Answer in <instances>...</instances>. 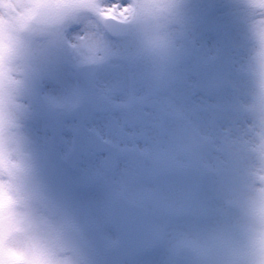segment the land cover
I'll return each mask as SVG.
<instances>
[{"label":"flooded vegetation","instance_id":"1","mask_svg":"<svg viewBox=\"0 0 264 264\" xmlns=\"http://www.w3.org/2000/svg\"><path fill=\"white\" fill-rule=\"evenodd\" d=\"M252 21V10L245 0H188L174 27L176 47L167 60L147 55L131 29L90 15L67 25L59 40L40 50L36 71L25 89V131L44 183L53 197L73 211L91 255L97 257L98 249L116 240L112 238L116 233L110 227L109 215L112 202L119 196L145 209L157 237L153 248L160 244L161 231L157 223L153 221L152 226L151 222V218L160 219L162 225L163 196L160 190L156 192L160 186L155 183L153 187L157 188L151 190V181L142 179L114 181L111 177L120 147L127 148L125 172L132 176L136 165L133 162L141 163L145 156L136 148L138 144L154 155L151 164L157 170L186 168L191 177L193 169L205 173L207 166H230L221 151L223 139L218 135L223 134L222 128L232 126L231 119L234 124L242 123V118L246 121L240 106L252 94L250 68L243 67V60L249 57H227L209 49L213 43H221L220 27L233 22L252 25ZM84 63L91 64L94 91L107 99L110 110L98 112L90 107V91L80 69ZM77 89L83 90L78 99V92L72 95ZM63 92H69L68 99L63 100ZM216 106L217 116L210 113ZM76 107L87 108L83 125L108 139L111 149L106 153L88 152L75 166H69L65 164V147L71 146L73 132L79 126L74 116ZM211 115L215 121L212 132L218 136L216 143L210 142L207 132ZM83 134L89 138L88 132ZM106 155L109 163L105 170L92 164ZM98 176L102 177L100 183ZM76 188H81L82 195L73 194ZM184 198L189 199V204L194 202V197ZM177 209L183 212L180 206L172 208ZM105 230L108 236L99 239V231ZM135 256L117 261L107 256L103 260L106 264H123Z\"/></svg>","mask_w":264,"mask_h":264},{"label":"clouds","instance_id":"2","mask_svg":"<svg viewBox=\"0 0 264 264\" xmlns=\"http://www.w3.org/2000/svg\"><path fill=\"white\" fill-rule=\"evenodd\" d=\"M252 10V94L246 124L225 134L232 171L223 195L227 217L191 247L197 264H264V0ZM188 0H0V264H92L73 211L44 183L25 131V89L42 48L90 15L131 29L143 51L174 53V27Z\"/></svg>","mask_w":264,"mask_h":264},{"label":"rangeland","instance_id":"3","mask_svg":"<svg viewBox=\"0 0 264 264\" xmlns=\"http://www.w3.org/2000/svg\"><path fill=\"white\" fill-rule=\"evenodd\" d=\"M251 28H252V25H247V24L245 25L242 23H239L237 25H236V23H234V24H231L229 26L224 27L223 28L224 41L222 43L223 51L225 53H227L228 56H230V57H234V56H237L238 54H241L242 56H248L249 58H251L252 52L254 49V41L252 39ZM203 50H204V48L201 51L203 52ZM212 51H214V50H212ZM243 61L249 62L247 67L250 68L251 60L245 59ZM40 62H41V60H40ZM67 93H69V92L64 93V96H65L64 99H66ZM243 127L244 126H242V124H241V128H243ZM127 160H128L127 158H119L117 160L119 165H116L114 168V170H115V172H114L115 178L114 179L115 180L118 179V180L124 181V180L130 178V175L128 176L124 171V168L126 167ZM166 173H169V172H166ZM145 174H146V176L143 174L144 179L137 177V176L132 177L130 179L136 180V179L140 178V179L146 181L148 174L147 173H145ZM184 174L182 173V176L180 178L182 183H180V184L187 185L184 182L185 181V175ZM167 177H168V175H167ZM208 179H211V178H208ZM193 180H196V183H195V181H193L191 183L192 185H194V186H192L194 195L193 194L192 195L193 196H197V195L208 196L207 200H209L210 202L209 203L205 202L202 204V206L204 209H207L209 212H210V210H211V212H214V204L213 203L216 200H211L210 197L211 196H220L222 192L220 193L219 191H215V183L213 181L207 180L205 182L203 177L202 178H197V177L195 178L194 177ZM197 180L198 181L203 180V182H205L204 183L205 185L202 184V186H199L201 182H198ZM171 181H174V180L167 178V179L163 180V182H160L157 184L158 186H160L159 188H157V186L156 187L150 186V189L155 190L157 188L156 192L160 190L159 191L160 195L162 194L163 196H168L169 199L170 198L172 199L173 197H176V196L180 197L181 192H178V190L174 191V189H177V187L179 185H177V183L172 184ZM147 190H149L148 187H147ZM196 200H198V199L195 198V201ZM163 201H165L167 203L168 200L166 201L163 199ZM163 205H165V204H163ZM170 205L173 206L172 203H170ZM194 205L197 206L198 204L194 203ZM220 205H222V204H220ZM171 206H169V205L163 206L164 207L163 208V222H166V227H167L166 231H164V228L162 227V225L160 223V219H157V220L153 219L154 223H157V226L160 229V231L161 230L164 231L161 235V239H163V246L161 248L160 253L158 254L157 257H156V252L151 254V255H146V257L144 256L141 258V260L139 261L138 264H176L177 258H176L175 252H173L176 249H181L178 251L180 253V255L183 256V258L188 259V254L185 251H182V249H184L185 247H181L179 242L177 244L174 243L172 241V239L173 240L179 239L181 241L182 239L178 238V237L185 238V236L179 235V232L183 233L181 231H185L189 234V232L192 230V226H195V225H191L193 222V219L188 218L189 214L187 211L181 209V211H183V212H181L180 214H182V215H180V214L178 215V212L180 211V209L173 211ZM165 207H170V210H167ZM173 217L175 220L173 219ZM178 217H180L181 219L183 218V219L181 221H178V219H177ZM213 218H218V217L217 216H211L209 218V216L207 215L206 218H204L203 220H200V221L203 222L204 224L208 225V223L209 224L212 223V221L210 219H213ZM195 221H199V219L195 220ZM218 225H220V223ZM175 226H176L177 234H175L176 233L175 228H174ZM207 229H210V225L208 226ZM211 229H213V227ZM186 239H187V237H186ZM192 252H194V250H192ZM198 256H199V254L195 253L193 255V257L191 258V260H193L195 263L196 260L198 259ZM154 257L157 260L156 259L153 260ZM178 260H179V258H178ZM191 260H188V261L183 260V262H178V264H192L193 261H191ZM126 264H129V263H126Z\"/></svg>","mask_w":264,"mask_h":264},{"label":"water","instance_id":"4","mask_svg":"<svg viewBox=\"0 0 264 264\" xmlns=\"http://www.w3.org/2000/svg\"><path fill=\"white\" fill-rule=\"evenodd\" d=\"M218 175H220V177L222 178V181H223L224 185L227 187L229 185V183L227 185V182L225 181L224 177L221 176L222 173L219 172ZM127 205L132 206L129 203H126V202L123 203V206H127ZM122 237H123V235L120 233V242H119L120 244L117 245V247L115 248V251L118 250V251H121V254H125V253H127V251H125L126 245L124 244V239ZM92 264H95V262L94 263L92 262ZM96 264H99V263L97 262Z\"/></svg>","mask_w":264,"mask_h":264}]
</instances>
